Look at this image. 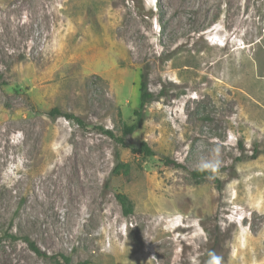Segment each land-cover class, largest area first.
Segmentation results:
<instances>
[{
  "label": "rangeland",
  "instance_id": "1",
  "mask_svg": "<svg viewBox=\"0 0 264 264\" xmlns=\"http://www.w3.org/2000/svg\"><path fill=\"white\" fill-rule=\"evenodd\" d=\"M2 82L0 264H264V0H0Z\"/></svg>",
  "mask_w": 264,
  "mask_h": 264
},
{
  "label": "trees",
  "instance_id": "2",
  "mask_svg": "<svg viewBox=\"0 0 264 264\" xmlns=\"http://www.w3.org/2000/svg\"><path fill=\"white\" fill-rule=\"evenodd\" d=\"M7 83L6 82H2L0 84V87L6 86ZM22 91H17V93H20ZM150 99H152V94L149 92L148 90V85L147 82L145 80V77H143L141 84H140V104H139V108L137 110L134 111V116L136 117V121L132 124V125H124L123 128V135L124 137L127 135H130L132 133L135 132V130L138 128L139 122L142 118V109L144 108V106L150 101ZM51 116H62L70 121H75L80 125H83V122L81 121V119L73 114H68V113H63L59 108H55L50 112ZM108 135H110L111 137H115L113 135V133L111 132H106ZM118 140L119 143L123 144L124 140L123 138H116ZM132 151L134 153H142L144 156H153V152L150 149V147L147 145V143L142 142L140 144V146L138 148H133ZM173 163V162H172ZM174 165L178 168L181 169H185L187 171L188 168H186L185 166L179 164V163H174ZM129 164H124L119 162L116 166V168L114 169L113 173L115 175H118L120 173H124V174H128L129 173ZM191 174L194 177L197 176H201V175H209L210 172L207 171H203V172H191ZM117 201L120 204V206L123 209V213L126 217L131 216L134 213V206L132 201L128 198V196H126L125 194L122 193H118L116 195ZM24 242L26 243V245L28 246V248L37 256L39 257H44L47 258L49 257L44 251L41 250V248L34 242L32 241L29 237H24L23 238ZM52 258V260L55 262V264H72V260L70 258V256L64 255V254H58L55 256L50 257Z\"/></svg>",
  "mask_w": 264,
  "mask_h": 264
},
{
  "label": "clouds",
  "instance_id": "3",
  "mask_svg": "<svg viewBox=\"0 0 264 264\" xmlns=\"http://www.w3.org/2000/svg\"><path fill=\"white\" fill-rule=\"evenodd\" d=\"M215 165L213 163H208V162H205L203 163L201 166H200V169L201 170H206V169H210V168H213Z\"/></svg>",
  "mask_w": 264,
  "mask_h": 264
},
{
  "label": "bare ground",
  "instance_id": "4",
  "mask_svg": "<svg viewBox=\"0 0 264 264\" xmlns=\"http://www.w3.org/2000/svg\"><path fill=\"white\" fill-rule=\"evenodd\" d=\"M83 185H84V184H83ZM159 230H160V229H159ZM163 233H164V232H163ZM157 234H158V233H157ZM161 235H162V234H161ZM190 239H191V238H190ZM257 247H258V246H257ZM130 249H132V248H130ZM135 249H136V248H135ZM256 249H257V248H256ZM124 252H125V251H124ZM138 252H139V251H138ZM138 252H137V253H138ZM122 253H123V252H122ZM137 253H136V254H137ZM123 254H124V253H123ZM257 254H258V253H257ZM133 255H135V254H133ZM131 256H132V255H131ZM122 258H123V257H122ZM136 259H137V258H136ZM136 259H134V260H136ZM132 260H133V259H132ZM138 261H139V260H138ZM149 261H150V260H149ZM129 263H130V262H129ZM151 263H152V262H151ZM153 263H154V262H153ZM130 264H131V263H130Z\"/></svg>",
  "mask_w": 264,
  "mask_h": 264
}]
</instances>
